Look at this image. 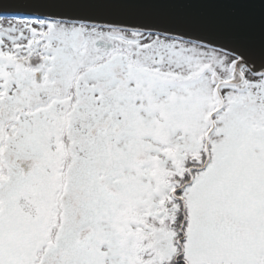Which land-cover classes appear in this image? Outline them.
I'll use <instances>...</instances> for the list:
<instances>
[{
	"label": "snow or ice",
	"instance_id": "1",
	"mask_svg": "<svg viewBox=\"0 0 264 264\" xmlns=\"http://www.w3.org/2000/svg\"><path fill=\"white\" fill-rule=\"evenodd\" d=\"M0 264H264V0H0Z\"/></svg>",
	"mask_w": 264,
	"mask_h": 264
}]
</instances>
